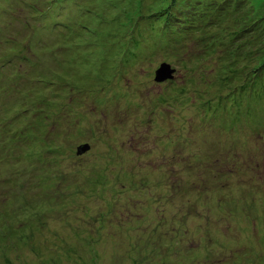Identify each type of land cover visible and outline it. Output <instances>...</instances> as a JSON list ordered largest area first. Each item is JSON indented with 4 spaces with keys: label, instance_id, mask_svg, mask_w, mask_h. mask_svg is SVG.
Instances as JSON below:
<instances>
[{
    "label": "rangeland",
    "instance_id": "1",
    "mask_svg": "<svg viewBox=\"0 0 264 264\" xmlns=\"http://www.w3.org/2000/svg\"><path fill=\"white\" fill-rule=\"evenodd\" d=\"M172 6L187 25L206 14L188 40L164 29ZM6 8L0 0L2 41ZM22 12L33 31L9 98L29 93L40 112L26 116L45 124L29 149L0 151V264H264V21L252 25L264 0ZM163 63L173 78L157 83ZM49 67L60 79L49 82ZM248 108L246 134L233 122Z\"/></svg>",
    "mask_w": 264,
    "mask_h": 264
},
{
    "label": "trees",
    "instance_id": "2",
    "mask_svg": "<svg viewBox=\"0 0 264 264\" xmlns=\"http://www.w3.org/2000/svg\"><path fill=\"white\" fill-rule=\"evenodd\" d=\"M30 1L31 0H17L15 2L16 4H14L13 2H11V0H3V1L1 0V2H3L4 4V8H6L5 3L7 4L8 7L4 10V17L7 18V21H4V25H3L4 27H6V32H5L6 34L4 35L3 41L0 40V47L3 46V48L0 50V151L2 152V155L4 157L8 156V158H10L9 154L11 152L13 153V150L15 146H17V144H22V147L29 149L30 146L36 141L37 135L43 132V129L41 127L43 126L44 123V120L40 117L36 116V118H33L26 116V114L29 111H34V112L36 111L37 113L40 112V107H39L40 102L38 103H36V101L31 102L29 101L28 98H26L29 93L25 95V92H18V96H19L18 99L9 98L12 95L10 93V90L12 89L13 86L15 85L17 86V80L15 78L16 75L21 71L22 63H27L28 61L26 57L21 55L25 50V46L23 42L29 39L28 35H26L25 33V30L29 27L28 30L33 31V29L29 26L25 18V15L22 14L23 13L22 11L31 10L33 11V14H35V18H46L52 20L53 18L58 16L59 11L62 9V5L67 4L71 0H43L41 4H37L36 2H34V0H32L31 2ZM77 9L79 11L83 10V9H79V7H77ZM170 9H171L170 17H167V21H169L170 23L169 24L167 23L164 29L167 30V33L171 34V31L168 28L172 29V26H177L181 33L180 37H182V39L186 38V40H188L189 36H186L185 34L188 33V35H190L193 31L196 32L198 30V29L195 30L196 25H199L200 23L206 21L205 12L203 11L201 13L193 12L190 13L189 16L190 18H192L193 23L187 25L182 20V18L185 17L184 15H178L176 10H173L175 9V7L173 6ZM164 13L165 11L163 12V14ZM163 14L160 12L156 14V17H158L159 20H165V15ZM259 18L260 20L264 21V16L261 17L256 16V21H253L252 25H254L255 22L259 21ZM211 19H213L212 16L208 20ZM80 21L79 24L82 23ZM13 23L18 24L20 26L18 32L13 30V28L11 27ZM90 28L92 27H88L87 29L90 30ZM121 30L123 31V28H121L118 33H120ZM71 32L74 33L75 30L71 29ZM74 34H76L75 36L76 38L82 36V34L79 32H75ZM2 37L0 36V38ZM70 47L72 48V52L74 51V48L76 49L79 48L76 42L70 43ZM230 61L231 60L226 59L224 62L229 63ZM35 66L36 65L34 63H31L32 68ZM31 67H28L30 70H28L29 72H27V74H30L31 76L27 78V83L37 81L35 71H33ZM9 68H12V70L9 71ZM47 71L50 74L49 82H51L52 80L60 79L57 73L50 67L49 69L47 68ZM261 74L259 75L257 74L256 76L251 74L249 77L251 78L255 76L258 79L259 76L261 77ZM42 81L43 80H41L40 82ZM228 81L226 82L227 86L230 83ZM168 82H170V80ZM35 94L30 95L32 100H34ZM128 107H129L128 109L132 108L129 105ZM48 108L49 110H52L53 105L52 106L49 105ZM248 109H249L248 113H245L242 110L243 112H241L242 113L241 116L243 118L238 116L235 118L233 122L234 129H238L242 127V125H245L246 134L253 128L254 129L256 128V123L254 122L253 119V116H255V114H253L254 110L250 108ZM19 121H21L23 124L19 123ZM236 126H238V128H236ZM6 148L8 149L7 155L6 153H3V151ZM112 154H115V152H113ZM115 160L116 157L111 155V167L118 164L115 162ZM94 181H97V179H94ZM97 184L100 185V182H97Z\"/></svg>",
    "mask_w": 264,
    "mask_h": 264
},
{
    "label": "water",
    "instance_id": "3",
    "mask_svg": "<svg viewBox=\"0 0 264 264\" xmlns=\"http://www.w3.org/2000/svg\"><path fill=\"white\" fill-rule=\"evenodd\" d=\"M172 70L169 69V66L165 63L161 64V66L154 72V81L157 83L164 82V80H171L172 77ZM89 150L88 145H81L77 148V155L85 153Z\"/></svg>",
    "mask_w": 264,
    "mask_h": 264
}]
</instances>
